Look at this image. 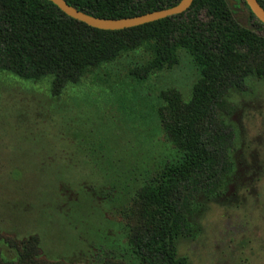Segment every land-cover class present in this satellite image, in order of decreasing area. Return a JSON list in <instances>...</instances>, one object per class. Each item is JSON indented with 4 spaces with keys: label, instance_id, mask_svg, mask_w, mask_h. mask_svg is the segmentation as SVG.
Here are the masks:
<instances>
[{
    "label": "rangeland",
    "instance_id": "obj_1",
    "mask_svg": "<svg viewBox=\"0 0 264 264\" xmlns=\"http://www.w3.org/2000/svg\"><path fill=\"white\" fill-rule=\"evenodd\" d=\"M230 5L252 27L244 5ZM179 56L140 79L131 71L149 55L130 52L59 96L47 81L0 72V236H37L48 261L131 259L123 209L180 159L158 116L162 92L188 100L199 79L191 56ZM247 86L222 114L235 131L233 171L220 194L198 198L193 236L177 242L190 264H264V80Z\"/></svg>",
    "mask_w": 264,
    "mask_h": 264
},
{
    "label": "trees",
    "instance_id": "obj_2",
    "mask_svg": "<svg viewBox=\"0 0 264 264\" xmlns=\"http://www.w3.org/2000/svg\"><path fill=\"white\" fill-rule=\"evenodd\" d=\"M66 1L92 16L126 18L181 0ZM235 1L248 9L252 27L237 19L228 0H194L182 14L124 30L90 27L48 0H0V72L47 81L54 96L137 50L149 55L131 71L140 79L173 68L180 50L199 73L190 99L175 89L162 92L158 116L180 159L165 164L123 209L131 259L98 264H190L177 242L193 236L198 198L220 194L233 171L235 131L222 117L231 111L229 93L245 91L250 79L264 80V24L245 0ZM0 264L66 263L44 259L37 236H0Z\"/></svg>",
    "mask_w": 264,
    "mask_h": 264
},
{
    "label": "water",
    "instance_id": "obj_3",
    "mask_svg": "<svg viewBox=\"0 0 264 264\" xmlns=\"http://www.w3.org/2000/svg\"><path fill=\"white\" fill-rule=\"evenodd\" d=\"M54 3L61 11L71 18H74L86 25L100 30H124L155 22L160 19L175 16L186 12L194 0H181L177 5L157 11L148 12L142 15L126 18H101L89 15L76 7L70 5L66 0H48ZM230 4H237L236 1L228 0ZM254 16L264 24V8L258 0H245Z\"/></svg>",
    "mask_w": 264,
    "mask_h": 264
}]
</instances>
